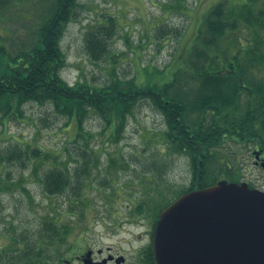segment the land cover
Returning <instances> with one entry per match:
<instances>
[{
  "label": "rangeland",
  "instance_id": "1",
  "mask_svg": "<svg viewBox=\"0 0 264 264\" xmlns=\"http://www.w3.org/2000/svg\"><path fill=\"white\" fill-rule=\"evenodd\" d=\"M245 2L74 0L71 4L76 8L60 28L64 56L60 77L70 85L79 80L105 86L115 79L118 85L133 80L139 87L147 83L159 87L186 66L187 53L210 8L223 3L226 9L237 11ZM41 3L13 0L2 11L0 39L11 53L35 37ZM251 6L258 16L264 11V0ZM90 31L97 35L87 48ZM253 31L264 34L255 24L250 29L239 27L227 40L240 38L244 43ZM228 45V54L240 46ZM259 68L257 75L262 77L264 67ZM19 111L21 115L14 109L11 116L0 112V180L9 184V190L0 189V247L14 246L16 239L25 248L22 254L30 253L26 244L34 240L40 220L49 217L69 231V249L58 245L57 251L65 254L60 262L56 251L31 264H82L77 259L82 252L95 258L102 254L120 260L122 256L120 264H146L141 253L149 245L153 219L148 214L173 201L191 181L190 158L174 152L166 142L164 117L142 100L126 109L122 125L112 117L106 125L89 110L80 131L74 119L56 115L51 105L25 101ZM212 152L216 157L209 169L220 180L226 178L217 174L218 169L228 164L239 168L240 182L264 191V168L253 164L251 149L226 141ZM55 167L70 185L63 193L48 196L42 181ZM142 202L149 213L138 219L133 207Z\"/></svg>",
  "mask_w": 264,
  "mask_h": 264
},
{
  "label": "trees",
  "instance_id": "2",
  "mask_svg": "<svg viewBox=\"0 0 264 264\" xmlns=\"http://www.w3.org/2000/svg\"><path fill=\"white\" fill-rule=\"evenodd\" d=\"M11 1L0 0V15ZM72 1L42 0L38 12L39 27L35 37L29 39L24 48L11 53L0 39V112L3 115L14 114V109L18 111L16 115H21L19 105L34 101L41 106L51 105L56 115L74 119L81 131L82 122L90 116L89 110L102 118L106 125L110 124L111 117L122 125L130 105L147 101L166 121V142L174 152L186 154L191 161L190 187L180 191L174 200L218 181V175L209 167L216 157L212 150L221 147L223 142L259 148L264 152V74L262 77L257 75V71L262 69L259 66L264 67V34L253 31L251 38L244 43L242 40L245 39L240 38L227 40L229 33L239 27L250 29L258 24L264 31V11L261 10L258 16L252 12L251 5L257 0H246L237 11L226 9L223 3L210 8L202 17L187 53L186 66L175 70L171 80L159 87L149 83L139 87L133 80L118 85V81L113 79L109 84L97 87L79 80L72 85L63 81L60 71L64 66V56L59 39L76 8ZM176 6L182 8L181 5ZM95 35L96 31L89 32L87 48L91 46V40L96 39ZM228 44L240 46L234 54H228ZM118 129L116 126V132ZM3 159L6 161V156ZM218 170L217 174L229 181H238L239 168L222 164ZM65 179L64 173L56 167L47 171L42 181L47 195L63 193L70 185V181ZM8 187L5 180H0L1 190H9ZM72 191L75 194L74 188ZM173 201H166L154 214H148L142 202L133 207L132 214L138 219H144L148 214L154 221L160 211ZM135 210L137 215H134ZM37 226L34 240L26 244L30 246L26 250L31 252L23 255L22 241L14 239L16 245L0 247V264H13L12 260L16 264L42 261L48 253H56L58 245L68 242L69 231H64L56 219L46 217ZM142 253L145 263L152 264L149 247ZM57 254L60 262L64 251H57ZM29 256L35 258L24 261Z\"/></svg>",
  "mask_w": 264,
  "mask_h": 264
},
{
  "label": "water",
  "instance_id": "3",
  "mask_svg": "<svg viewBox=\"0 0 264 264\" xmlns=\"http://www.w3.org/2000/svg\"><path fill=\"white\" fill-rule=\"evenodd\" d=\"M150 252L153 264H264V192L222 180L182 195L153 224Z\"/></svg>",
  "mask_w": 264,
  "mask_h": 264
},
{
  "label": "flooded vegetation",
  "instance_id": "4",
  "mask_svg": "<svg viewBox=\"0 0 264 264\" xmlns=\"http://www.w3.org/2000/svg\"><path fill=\"white\" fill-rule=\"evenodd\" d=\"M263 160H264V155H263L262 153L259 155L258 160L255 159V156H253V164H254L255 166H261V167L264 168V162H263ZM83 256H84V255L81 254L79 257H77V259H78L79 261H81V260L83 259ZM91 258H92L93 261H100V260L103 259V256L100 255L98 258H95V257H93V255L91 254ZM114 260H115V259H114ZM114 260L112 259V260H111L110 262H108L107 264L114 262Z\"/></svg>",
  "mask_w": 264,
  "mask_h": 264
}]
</instances>
